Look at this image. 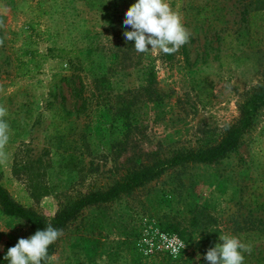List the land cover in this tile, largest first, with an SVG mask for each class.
Listing matches in <instances>:
<instances>
[{
    "label": "rangeland",
    "instance_id": "1",
    "mask_svg": "<svg viewBox=\"0 0 264 264\" xmlns=\"http://www.w3.org/2000/svg\"><path fill=\"white\" fill-rule=\"evenodd\" d=\"M135 2L0 0V106L10 126L0 183L17 202L46 217L66 196L109 184L124 168L137 164V157L142 161L145 152L166 154L214 142L237 116L240 96L260 78L264 0L257 4L261 9L249 28L240 19L244 0H167L190 33L187 61L179 52L168 61L158 50L138 53L134 41H125L123 33L131 27L123 20ZM206 44L211 47L207 55ZM118 46L130 56L123 68L116 67L113 57L121 54ZM67 60L79 66L84 85L87 105L78 116L79 101L59 79L70 73ZM149 66L154 89L166 95L164 111L153 117L149 106L141 105L145 128L117 155L103 126L107 103L95 96L93 80L106 75V90L120 93L143 86ZM56 85L65 95L64 109L57 100L50 105L49 91ZM206 89L208 103L206 93H200ZM63 110L70 112L74 135L56 134L67 124ZM72 150L76 164L64 166L62 156ZM174 212L185 222L191 215L197 217L191 242L160 229L162 216ZM160 234L176 236L185 247L173 244L175 253L147 252L151 242H160ZM221 234L251 246L250 253L243 252V264H258L264 257V112L237 150L218 163L176 167L130 195L83 209L63 229L54 259L47 264H151L161 254H183L193 264H208L204 256L222 242ZM28 237L25 226L0 213V251L6 242Z\"/></svg>",
    "mask_w": 264,
    "mask_h": 264
},
{
    "label": "trees",
    "instance_id": "2",
    "mask_svg": "<svg viewBox=\"0 0 264 264\" xmlns=\"http://www.w3.org/2000/svg\"><path fill=\"white\" fill-rule=\"evenodd\" d=\"M257 4H262V0H244L241 3L240 19L248 28L254 25L257 11L261 9ZM113 27H115V21ZM209 48L211 47L206 44V49L204 50L206 51V55ZM117 50V53L120 52L121 54L120 56L116 53L113 54V57L117 58L115 65L117 68H123L126 65L124 64V60L130 56L125 49L119 48V46ZM60 51L66 52L64 50ZM177 52L187 61L185 44L175 53ZM159 54L166 61L170 60L174 55H166L162 52H159ZM66 62L69 65L70 73L66 76L62 75L59 79L64 81L65 85L69 88L72 98L75 101H79L78 106L75 108V114L78 116V114L85 112L87 105L86 98L82 95L84 85L81 82V77L78 72L79 66H74L70 60ZM110 70L111 68L108 67L107 71ZM143 73V79L145 81L143 86L114 94L106 90L108 87L105 79L106 75L98 76L93 80V89L96 91L94 92L95 96L105 99L104 101L107 103L105 104L104 102L103 104V109L105 110L102 116L104 119L103 126H106L105 129L108 131V134L112 136V140L109 141L110 148H113V151L117 155L126 151L132 135L142 133L145 128V124L142 122V113L140 112L141 105L147 104L153 117L158 116L164 111L163 106L166 95H162L154 89L155 77L152 66L145 68ZM194 81L199 83V80ZM204 92L206 93V101L208 103L211 101L210 91L207 89L200 90V93ZM49 94L50 105L57 100L58 106L64 109L65 95L62 94V89L59 85L51 88ZM236 110L237 116L223 126L217 140L214 142L193 147L176 148L166 154H159L157 151L145 152L142 154V161L137 157V164L124 168L117 178L113 179L104 187H89L85 191L66 196L58 203L53 215L49 217L42 215L32 207L17 202L0 183V213L25 226L28 236H31L37 230H43L49 223L54 228L63 230L80 215L83 209L104 206L119 199L121 196L130 195L136 189L157 179L168 170L188 164H215L227 158L237 150L243 141L244 135L255 125L258 117L264 112V62L260 71L259 80L240 96L236 102ZM63 112L67 124L60 126L56 134L64 136L74 135L76 133L75 128L70 127L72 123L69 118L70 112L69 110H63ZM86 127L82 131H85ZM79 135L80 131L78 132ZM83 137L81 138L83 139ZM73 142L74 137L69 140V144ZM75 159L73 150L68 152L66 156H62V160L65 163L64 166H75ZM171 211L169 210V212ZM180 217L177 212H174L172 215L164 214L158 225L161 230L173 233L183 242L189 243L191 242V231L199 224L197 217L191 215L186 222L183 218L181 220ZM16 243L15 241H8L3 245L0 251V264H8L4 256L8 248L14 246ZM55 245L56 241L49 246V256L53 254ZM261 259L259 258L257 261L258 264H264V257ZM150 262L151 264H193L183 254H180L176 258L161 254L158 260L153 258ZM142 264L146 263L142 262Z\"/></svg>",
    "mask_w": 264,
    "mask_h": 264
},
{
    "label": "clouds",
    "instance_id": "3",
    "mask_svg": "<svg viewBox=\"0 0 264 264\" xmlns=\"http://www.w3.org/2000/svg\"><path fill=\"white\" fill-rule=\"evenodd\" d=\"M123 24L126 28L131 27L130 31L123 33L125 41H134L138 53H146L151 49L166 55L174 54L190 37L181 17L167 0H136L126 10ZM6 114V109L0 106V163L7 160L5 147L10 126L3 119ZM62 235V229L54 228L49 223L28 238H19L14 246L8 248L4 259L8 264H45L54 259L49 256V246ZM219 240L222 242L210 247L204 256L208 264H243V252H251V246L236 236L221 234ZM179 247L183 249L185 244L181 243Z\"/></svg>",
    "mask_w": 264,
    "mask_h": 264
},
{
    "label": "built area",
    "instance_id": "4",
    "mask_svg": "<svg viewBox=\"0 0 264 264\" xmlns=\"http://www.w3.org/2000/svg\"><path fill=\"white\" fill-rule=\"evenodd\" d=\"M160 242H151L147 252L152 250L173 252V244L180 245L181 242L174 235L160 234ZM145 252V253H147ZM176 252V251H175Z\"/></svg>",
    "mask_w": 264,
    "mask_h": 264
}]
</instances>
